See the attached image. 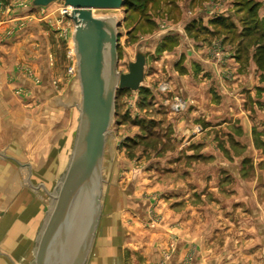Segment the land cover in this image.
<instances>
[{
  "label": "crops",
  "instance_id": "0c3cea01",
  "mask_svg": "<svg viewBox=\"0 0 264 264\" xmlns=\"http://www.w3.org/2000/svg\"><path fill=\"white\" fill-rule=\"evenodd\" d=\"M238 3L146 5L147 17L164 30L139 41L145 51L141 88L154 99L148 119L157 126V143L139 145L144 175L132 191L125 190L126 209L118 201L127 213L116 210L115 197L107 198L86 264H125L123 247L129 259L137 255L126 264H264V68L254 60L264 41V0L246 8ZM253 3L259 4L253 19L260 28L246 31ZM43 10L5 11L0 5V264H33L48 212L33 187L47 188L49 173L59 167L79 127L77 72L67 103L70 85L58 89L53 83ZM163 81L167 93L157 96ZM174 95L185 101L180 111L163 101ZM71 104L72 127L58 130L59 110ZM113 121L103 152L107 142L113 149ZM141 135V142L150 140ZM103 159L104 153L102 177ZM151 191L153 197H142ZM101 202L103 209V194Z\"/></svg>",
  "mask_w": 264,
  "mask_h": 264
},
{
  "label": "water",
  "instance_id": "95a60500",
  "mask_svg": "<svg viewBox=\"0 0 264 264\" xmlns=\"http://www.w3.org/2000/svg\"><path fill=\"white\" fill-rule=\"evenodd\" d=\"M59 2L72 7V42L81 103L72 159L53 195L55 203L41 233L35 264H84L101 214L102 152L115 91H137L144 79L145 51L135 49L127 70H117L118 23L93 9L118 8L124 0H31L33 6Z\"/></svg>",
  "mask_w": 264,
  "mask_h": 264
},
{
  "label": "rangeland",
  "instance_id": "374dc122",
  "mask_svg": "<svg viewBox=\"0 0 264 264\" xmlns=\"http://www.w3.org/2000/svg\"><path fill=\"white\" fill-rule=\"evenodd\" d=\"M149 0H130L131 5H122L118 8H105V9H93V15L97 17H107L113 19L118 23L116 30L118 31V45H117V70L118 71H126L127 66L126 62L128 60L134 59L135 49L138 45H140L139 41L144 40L151 34L152 32L158 33V31H164L160 28L159 21L156 22L151 18H148L147 11L145 10V4ZM252 0H237V3L242 6L240 8L248 6ZM59 2H51L46 6H43V14L46 12H50L52 9L56 8ZM242 3V4H241ZM38 12H41L39 9ZM38 14V13H37ZM264 16V15H263ZM49 19V18H48ZM46 29L49 32V46H50V69L53 72V83L56 88L62 87L63 84H69L70 90L68 91L66 100L67 103L72 102L73 99V87L72 84V77L73 75L67 72V66L69 65V60L66 58L65 52L67 49V44L69 39H63L60 37L55 30L52 29V26L46 21L44 23ZM71 26V25H70ZM52 30V31H51ZM169 31V30H167ZM166 31V32H167ZM155 33V34H156ZM149 47L152 45L147 44ZM157 50L159 47H156ZM77 72V71H76ZM165 84L168 88L167 81L157 83V92L156 95L158 96V92L161 91L160 85ZM168 90V89H167ZM167 90L162 91L163 93H167ZM77 91V88H76ZM142 90L138 89L135 92H132L127 89L116 90L115 91V98L113 101V110L111 115V120L113 118V124L111 125V130L114 131V138H113V146L110 148V142H107L105 145V150L102 152L104 153L103 159V209L101 207V214L100 216H105V202L107 198L115 197L117 203L115 205L116 210L120 208L119 212L124 214L126 211L122 209L125 208V204L122 201L125 195V190H130L134 187L139 185L138 182L142 180L141 176H143L142 164L138 161V150L140 144L150 145V148H153L155 142L157 143V136L155 129L157 126L155 125L154 119H148L151 117L150 115L154 114L155 108L151 100L153 96L149 97ZM141 93V94H140ZM178 96V95H177ZM172 97L163 98L164 102L168 101V103L172 100ZM180 97V96H179ZM154 100V99H153ZM146 102V103H145ZM68 105V104H67ZM146 109H145V108ZM72 104L71 107H65L64 110H59L62 116L60 117V124L58 130L60 128L68 130L72 127L73 124V114H72ZM144 108V109H143ZM57 109L54 108V111ZM114 114V115H113ZM62 119V120H61ZM56 122V120H55ZM120 124H124L121 128H118ZM57 131V129H56ZM133 132V133H132ZM132 133V137H128V134ZM150 136V140L147 142H141L142 135ZM56 136L57 134L54 133ZM76 135L74 137V142L71 147H69L65 152V156L60 157V164L59 167L55 171H51L48 175L49 182L47 183V188H41L39 186L34 185L33 191L35 195L41 194L44 196V200L47 201L45 203L48 207L47 217L44 220L43 228L47 222L49 214L51 213L55 199L53 195L56 194L58 191V184L61 182L65 176L66 170L69 166V163L72 159L74 147H75ZM110 141V140H109ZM104 148V145H103ZM111 151H113V155L111 156ZM53 159V158H51ZM55 159V158H54ZM54 161V160H53ZM52 162V160L50 161ZM53 168V167H52ZM152 192V191H151ZM141 193L142 197L144 198L147 196L148 198L153 197V192ZM137 194V193H136ZM140 194V193H139ZM134 198H138L137 195L133 194ZM102 200V199H101ZM118 201L122 204H118ZM119 206V208H118ZM122 209V210H121ZM103 211V213H102ZM127 213V212H126ZM137 216V215H136ZM135 216V217H136ZM44 217V218H45ZM139 219V216L136 217ZM100 220V217H99ZM98 220V222H99ZM141 220V219H140ZM137 220V221H140ZM143 223V220L140 221ZM98 226V225H97ZM43 229L40 230V235L37 238L34 246V256H33V264L35 258V252L37 249V245L41 236ZM128 231V229H127ZM123 230L119 231V235L122 236ZM95 234V233H94ZM121 238V237H120ZM122 239H119V245L121 247ZM92 247V244H91ZM90 247V250H91ZM90 254V251H89ZM89 254L85 260V263L88 261ZM123 261H125L129 255V251L126 247H123ZM129 260H137V255L134 254L132 259ZM20 261H18L19 263Z\"/></svg>",
  "mask_w": 264,
  "mask_h": 264
},
{
  "label": "built area",
  "instance_id": "2783aa9c",
  "mask_svg": "<svg viewBox=\"0 0 264 264\" xmlns=\"http://www.w3.org/2000/svg\"><path fill=\"white\" fill-rule=\"evenodd\" d=\"M0 5L5 11H9L11 8H13V6H20L28 11H31L34 8H43L40 6H33L31 4V0H0ZM71 10V6L58 3L56 8L52 9L50 12H46L44 15L45 18H47L48 23L52 26V29L55 30L60 37L66 40L69 39L65 55L66 58H68L69 60L67 72L73 75L77 71V65L76 54L71 37L73 24L68 18V15L71 13ZM160 89L161 91H165L167 90V87L165 84H162L160 85ZM166 102L169 107L174 111H180L185 106V101L177 95H174L169 103L168 101Z\"/></svg>",
  "mask_w": 264,
  "mask_h": 264
},
{
  "label": "trees",
  "instance_id": "16d2710c",
  "mask_svg": "<svg viewBox=\"0 0 264 264\" xmlns=\"http://www.w3.org/2000/svg\"><path fill=\"white\" fill-rule=\"evenodd\" d=\"M152 0H149L146 4H145V6L144 7H146V5L149 3V2H151ZM154 1V0H153ZM131 2H130V0H124V3H123V5H131L130 4ZM258 5L259 4H256V3H253L252 5H251V10H250V19H249V21H248V23L247 24H250V26H247V27H245V29L244 30H246V31H252V30H257V28H260L259 26H258V24L255 22V20L253 19L255 16H256V9H257V7H258ZM261 28H263L264 29V24H263V26L261 27ZM254 60H255V62H256V64H257V66L258 67H260V68H264V41H261V42H259V44L256 46V48H255V52H254ZM140 90H142V88L140 87L139 88ZM141 92H144L143 90L141 91ZM144 94V93H143Z\"/></svg>",
  "mask_w": 264,
  "mask_h": 264
}]
</instances>
